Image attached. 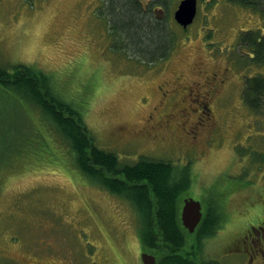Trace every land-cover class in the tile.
<instances>
[{
	"label": "rangeland",
	"instance_id": "rangeland-1",
	"mask_svg": "<svg viewBox=\"0 0 264 264\" xmlns=\"http://www.w3.org/2000/svg\"><path fill=\"white\" fill-rule=\"evenodd\" d=\"M178 1L165 0L164 17H155L167 53L148 64L125 42L126 59L112 52L107 0H0V67L25 65L60 80L62 98L82 108L95 144L120 165L141 157L168 162L176 180L188 170L179 218L192 198L216 217L217 228L200 240L181 223L187 250L198 240L200 260L246 264L242 237L264 224V96L254 110L243 88L245 79L264 77V63L252 64L242 36L264 35V0L251 4L255 10L198 0L186 29L172 19ZM31 113L0 85V171L17 155L8 128L44 122ZM148 115L168 129L146 132ZM44 130L38 131L64 147L55 131ZM33 151L20 156L38 163L23 162L27 169L0 185V264H142L132 205L75 169L46 164L45 144Z\"/></svg>",
	"mask_w": 264,
	"mask_h": 264
},
{
	"label": "trees",
	"instance_id": "trees-1",
	"mask_svg": "<svg viewBox=\"0 0 264 264\" xmlns=\"http://www.w3.org/2000/svg\"><path fill=\"white\" fill-rule=\"evenodd\" d=\"M231 1L240 2L243 6L252 3L258 6V3H263L261 0ZM106 5L108 9L104 13L112 20V24L107 22V30L112 40L110 48L113 53L126 59L127 55L123 54L125 42L126 46L131 47L133 56L141 57L138 58L141 62L151 64L156 57L159 60L164 58L167 53V45L163 42L166 33L162 35V21L155 19L164 16L155 14L152 10L154 6L157 10H164L167 7L165 0H151L146 7L144 0H107ZM249 33L252 32L242 36V42L250 46L247 48V56L251 58L252 64H263L264 35ZM128 46L127 50H130ZM0 85L12 94L28 113L32 115L31 112L34 111L44 121L39 125L34 119L32 127L37 129L34 133L28 123L15 124L8 128L15 131L13 134L17 143V155L9 166L6 165L7 167L0 171V185L14 171L27 169L23 162L31 160L32 157L29 159L20 156L23 151L25 154L31 152L43 143L48 151L44 156L45 160L48 157L46 164L56 162L70 171L75 169L89 183L124 198L132 205L140 216L137 229L141 250L154 255L157 264L214 263L212 260L199 259L198 240L193 241L188 250L186 247V238L189 235L181 225L179 212L180 201L190 185L188 170H185L186 175H181L179 180H176L169 174L168 162L141 157L132 165H120L113 152L102 150L95 144L83 122L82 108L62 98L58 88L62 87L61 81L51 75L20 64L14 65L12 71L0 67ZM243 89L244 100L254 110H258L261 97L264 96V77L255 75L245 79ZM45 127L57 133L58 140L64 147L58 149L53 145L52 139L38 131L42 129L43 132ZM34 152L36 150L33 151V157H38V152ZM31 161L38 163L35 159ZM216 223V217L206 209L196 229L198 239L213 233L217 228Z\"/></svg>",
	"mask_w": 264,
	"mask_h": 264
},
{
	"label": "flooded vegetation",
	"instance_id": "flooded-vegetation-1",
	"mask_svg": "<svg viewBox=\"0 0 264 264\" xmlns=\"http://www.w3.org/2000/svg\"><path fill=\"white\" fill-rule=\"evenodd\" d=\"M224 1H227L228 3H231L233 5L237 4L242 8L247 7V8H250L252 10H255L254 8L251 7V5L243 6L240 2H237V1H235V2H233L231 0H229V1L224 0ZM179 2H180V0L178 1V3ZM178 3L176 4V8H177ZM153 4H154V2H153ZM197 8H198V4H197ZM158 9H160V7H158ZM175 9H174V11H175ZM152 11L158 15H160V13H161V10L155 9V6H154V10H152ZM256 11L260 12L259 10H256ZM245 32H247V31H245ZM213 75L215 76V74H213ZM213 81L221 83V82H224V78L223 77H220V78L214 77ZM167 129H168L167 121L155 122L153 115H148V117L146 118V126H145L146 132H150L151 134L155 135V133H158L161 130L165 131ZM118 197L121 199H124L120 196H118ZM245 233H244V236L242 237V239H243L242 242L245 244V254L247 257L246 264H250L252 260L258 264H264V244L262 243V241H260V238H259L260 234H262V237L264 236V224L250 226V228ZM250 239L252 242V246L249 245ZM140 251H141V249H140ZM156 264H157V262H156Z\"/></svg>",
	"mask_w": 264,
	"mask_h": 264
},
{
	"label": "water",
	"instance_id": "water-1",
	"mask_svg": "<svg viewBox=\"0 0 264 264\" xmlns=\"http://www.w3.org/2000/svg\"><path fill=\"white\" fill-rule=\"evenodd\" d=\"M196 14V0H181L174 11V20L182 28H186L190 25ZM202 217L201 205L199 201L188 198L184 200V204L181 210V221L183 226L190 232L200 222ZM142 264H155V257L146 252L140 255Z\"/></svg>",
	"mask_w": 264,
	"mask_h": 264
},
{
	"label": "bare ground",
	"instance_id": "bare-ground-1",
	"mask_svg": "<svg viewBox=\"0 0 264 264\" xmlns=\"http://www.w3.org/2000/svg\"><path fill=\"white\" fill-rule=\"evenodd\" d=\"M198 4V0H196V5ZM181 223H182V221H181ZM183 225V224H182ZM184 228H185V226H183ZM185 229H187V228H185ZM196 230V228H194L191 232L187 229V231L188 232H190V233H192V232H194Z\"/></svg>",
	"mask_w": 264,
	"mask_h": 264
}]
</instances>
